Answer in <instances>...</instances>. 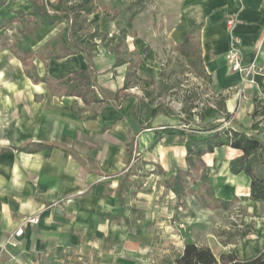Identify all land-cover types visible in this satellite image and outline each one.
Wrapping results in <instances>:
<instances>
[{"label":"crops","instance_id":"0c3cea01","mask_svg":"<svg viewBox=\"0 0 264 264\" xmlns=\"http://www.w3.org/2000/svg\"><path fill=\"white\" fill-rule=\"evenodd\" d=\"M41 1L50 13H57L53 5L58 0ZM100 1L119 5L123 0H92V12L85 15L83 25L91 24ZM140 2L156 10L150 35L163 50L169 45L176 53L175 46L196 29L211 84L226 98L229 121L250 129L255 122L253 111L264 107V0ZM33 7L32 0H6L0 6V22L19 12L29 14ZM113 15L96 22L92 37L84 38L83 26L77 31L85 49L60 59L34 60L41 76L54 79L90 71L100 102L87 105L81 97L59 94L46 82L35 83L10 49L22 38L0 46V70H11L14 62L21 75L4 82L6 92L0 94V244L9 232L24 228L20 245L6 246L0 264L12 256L16 264H174L184 251L180 211L188 208L167 180L188 168V130L168 124L180 117L162 112L151 116L145 107L149 101L137 84L118 92L127 64L116 66V54L109 48L114 42L101 45L97 37L102 26L114 20ZM130 17L129 53L147 49L150 55L158 50L148 47L149 36L142 37L134 25L135 16ZM22 20L36 24L33 18L18 16L12 25L0 29V36ZM64 22L61 32L46 39ZM58 24L33 46L36 52L47 50V43L64 31L67 21ZM234 46L242 66L252 68V73L229 68L226 55ZM88 53L94 54L92 59ZM138 67L145 69L143 63ZM142 105L146 115L141 113ZM156 105L152 103L151 108ZM256 120L264 132V117ZM144 153L147 158L141 159ZM240 153L224 145L204 155L215 195L222 200L236 196L246 210H264V202L250 198V177L230 170L231 159ZM33 215L40 217L38 224H22ZM262 248L264 241H247L241 248L222 247L219 255L235 251L248 260Z\"/></svg>","mask_w":264,"mask_h":264},{"label":"trees","instance_id":"16d2710c","mask_svg":"<svg viewBox=\"0 0 264 264\" xmlns=\"http://www.w3.org/2000/svg\"><path fill=\"white\" fill-rule=\"evenodd\" d=\"M5 2L6 0H0V6ZM32 2L34 7L31 13L19 12L16 17L0 22L1 29L7 25H12L13 22L18 20V16L36 20V25L39 28L37 33L32 35L24 34L22 39H17L10 45L11 51L21 60L25 74L35 83L46 82L49 87L55 89L61 95L81 97L87 105L102 101L93 88V79L90 71H75L54 79L48 74L41 76L34 63V60L38 57L44 61L51 58L60 59L76 53L77 49H85V46L78 42L79 35L77 31L82 28L85 15L92 12V6L90 5L92 0H81L80 2L72 3H69V0H58L53 5V9L57 13H50L41 0H32ZM120 13V10H116L113 17L118 16ZM62 21H67L64 31L47 43V50L36 52L33 46L54 25ZM127 23L131 25L132 17L128 19ZM69 29L72 30L70 35L68 34ZM195 31L196 29L187 33L184 40L175 46V50L184 57L187 64L195 70L199 77L206 78L212 82L205 68L201 43ZM126 37L127 32L124 31L109 48L116 54V66L127 64L128 71L134 68L135 72L139 62H131L125 57L123 43ZM94 46L93 44L92 49ZM129 54L135 56L138 53L130 52ZM88 56L92 59L94 54L88 53ZM132 85L129 73H127L124 85L118 92L130 88ZM225 99L224 97L214 105L204 106L201 110L194 112L188 117L175 114L162 104H157L151 108L152 102L145 103V107H147L151 116L162 112L171 117H180V120L184 121V123L188 125L194 124L197 127V131H202L200 133L193 132L191 128L186 132L185 146L188 168L179 169L176 175L172 174L167 180V185H170L169 182L171 180L179 179L181 174H187L195 178L198 176L200 178V188L198 190L200 200L205 207L212 210L219 207L228 208L234 202L239 201L236 196L232 200H222L216 197L207 171V165L203 158L207 153L213 152L216 147L224 145L241 151L240 155L231 159L229 163L230 170L234 174L244 172L249 176L251 179L250 198L264 202V132L259 126V121L256 120L259 116L264 117V107H257L253 111L252 117L255 122L250 129H245L243 126L236 127L231 124L229 121L230 113L227 110ZM195 116L198 118H195ZM90 117H95V115ZM226 121L229 124H226ZM178 185L170 186L177 194L181 195L182 189ZM248 233L249 230H246L242 232L241 236H246ZM223 243L227 245L228 242ZM174 264H264V248L255 257L243 260L235 251H224L219 256H216L210 246L189 241L186 243L182 255Z\"/></svg>","mask_w":264,"mask_h":264},{"label":"rangeland","instance_id":"374dc122","mask_svg":"<svg viewBox=\"0 0 264 264\" xmlns=\"http://www.w3.org/2000/svg\"><path fill=\"white\" fill-rule=\"evenodd\" d=\"M95 9L96 12L90 17L91 24L83 25L82 30H80V32L86 34L84 38L87 39L88 36L92 37L96 34L93 31L96 22L100 24L101 21L110 19L116 10H120L121 13L114 17V20L112 19L107 27L102 26L101 32L98 33L97 37H99L98 40L101 45L107 46L111 42H116L124 31L127 32L131 28L127 21L130 16L134 15V25L140 35L142 37L149 36L148 47L160 46L156 40L151 39V30L149 29L151 15L156 12L154 7L145 6L140 0H136L132 4L128 0H123L119 5H109L104 1H100ZM65 24V22L58 24L46 39L56 36L63 30ZM37 27L34 22L22 20V22L14 25L10 31L0 36V46L11 44L17 38H23L24 34L37 32ZM160 47L158 50L155 48L150 55L148 54L149 50L141 49L140 53L132 56L129 54L127 38L123 43L127 60L144 64L145 69L138 67L140 69L136 68L135 72L134 68L127 71L130 81L137 84L143 98L145 97L147 101L153 104H162L175 114H181L183 117L198 112L204 106L214 105L224 98L208 79L201 78L196 74L184 57L177 51L176 53L172 52L173 46L168 45L166 50ZM142 52L144 55H142ZM16 67L17 65L13 62L11 70L6 67V69L2 68L0 70V94L6 92V90L4 91L6 87H4V82L21 78ZM52 93L55 94L56 91L54 90ZM101 94L103 96L109 95L102 91ZM142 112L144 115L148 113L143 105ZM195 118L198 117L195 116ZM225 123L229 124L228 121ZM168 124L185 130L192 128L191 130L197 133L202 132L197 131L196 125H188L179 119H170ZM144 157L147 158L146 153L141 156V159H144ZM137 164L133 165V169ZM169 184L171 186L180 185L182 189L181 200L188 208L180 211L181 223L185 225L181 227L183 242L194 241L198 244L207 245L210 243L213 252L215 251L219 255L222 247L227 248L228 245L235 244L238 248H241L243 243L247 241H264V210H246L239 201L234 202L228 208L219 207L213 210L206 208L198 194L200 188V178L198 176L195 178L194 176L181 174L179 179L171 180ZM246 230H249V233L246 236H241L242 232ZM223 242H228V245H224Z\"/></svg>","mask_w":264,"mask_h":264},{"label":"built area","instance_id":"2783aa9c","mask_svg":"<svg viewBox=\"0 0 264 264\" xmlns=\"http://www.w3.org/2000/svg\"><path fill=\"white\" fill-rule=\"evenodd\" d=\"M227 63L229 68L234 71H246L247 74L253 72L252 68L245 69L241 63V55L240 51L237 47H232L226 55ZM229 123V122H228ZM40 221V217L38 215L27 216L23 219V225L31 223V224H38ZM184 223L180 224V227H184ZM24 233L23 226L17 228L16 230L9 232L4 240V244H0V259L2 257V251L6 248V246H19L21 243L20 237ZM15 257H11L7 262L3 264H16L14 262Z\"/></svg>","mask_w":264,"mask_h":264}]
</instances>
